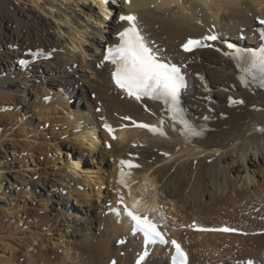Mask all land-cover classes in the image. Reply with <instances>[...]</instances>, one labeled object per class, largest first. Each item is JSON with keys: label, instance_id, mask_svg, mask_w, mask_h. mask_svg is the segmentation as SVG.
<instances>
[{"label": "bare ground", "instance_id": "obj_1", "mask_svg": "<svg viewBox=\"0 0 264 264\" xmlns=\"http://www.w3.org/2000/svg\"><path fill=\"white\" fill-rule=\"evenodd\" d=\"M25 1L0 0V49L8 50L15 60L35 59L31 51L49 53L53 60L41 62L35 59L36 62L30 63L26 72H23V66L15 69L0 66L1 77L6 78L8 74L7 77L11 78L9 83H1V86L4 89L7 86L15 88L23 81L27 82L29 77L39 74L71 96L79 95L77 106L81 107L80 101L86 100L87 113L81 114L78 121L62 124L64 130L59 134L64 135L72 128L75 137L62 142L63 146L67 145V150L71 151L68 155L73 157V164L78 166L83 162L88 148L90 151L85 141H89L93 133L96 135L101 124L108 144L105 147L109 148L116 166L111 174L114 181L110 179L112 192L100 195L107 199L109 207L104 204L105 209L97 211L102 206L99 202L94 211L90 206L95 204L89 201L93 196L88 198L87 195L88 204L75 199V205L79 207L66 213L83 229L78 234L81 239L75 241L76 251L81 255L80 263L137 264L143 252L147 251L148 255L141 264H170L174 251L171 244L146 247L142 234L133 232V222L124 214L119 193L125 197L124 203L129 207L139 200L137 212L160 223V230L168 240L175 239L182 244L188 253V264H220L224 261L228 264H247L249 260L252 264H264V179L253 184V190H242L237 178L232 177L233 174L239 177L241 173H246L242 182L250 183L256 168L264 166V88L255 82H249L245 87L238 78V68L231 58L236 48L258 50L264 46V39L260 35L264 28L257 20L264 19V0H131L130 4L123 0L124 4L118 11L110 9L113 0H60L62 6L58 16L67 17L65 20L56 19L44 9V15L41 12L38 14L28 8ZM89 2L99 7L101 13ZM49 5L55 11L58 4L49 1ZM8 11L11 16L6 14ZM129 13L137 16L143 34L162 50L165 57L180 66L186 75L187 89L182 92V106L186 118L203 130L202 136L186 140L181 135L182 125L169 118L165 106L146 98L137 101L116 87L112 79L114 65L104 61V55L107 47L119 42L117 33L128 26L127 22L119 20V16ZM50 18L56 27H52ZM109 22H113V26ZM112 27L115 29L113 33L110 31ZM6 29L11 30V34L4 33ZM64 29L67 36L62 35ZM210 35H216L218 39L205 40L207 46L194 52L183 50L182 46L188 39H201ZM226 39L233 43H226ZM1 44L7 47L4 46V49ZM229 44L233 45L232 49L228 47ZM87 45L91 47L90 51L84 50ZM87 52H91L89 56L92 62L83 65L81 60L87 57ZM78 63L82 69L76 70L73 65ZM87 68L92 70L95 78L90 79L84 74ZM78 85L80 89L76 91ZM91 94L94 98L90 97ZM240 100L243 103L231 102ZM94 109H97L95 116L91 114ZM125 118L162 128L165 135L153 134L145 128L139 129L134 121L129 122ZM105 123L114 129L112 135L105 129ZM140 132L152 136V147L143 148L134 143L133 140L137 138L134 134ZM113 135L116 139H113ZM5 141L17 144L13 142L12 135L0 131V144ZM92 146V153L102 159L96 162L94 157H89L90 163L108 165L103 162L105 153L98 151L99 143L92 142ZM230 158L241 160L244 164L251 163L255 169L251 171L241 164L231 171L228 166ZM26 160L23 158L22 162ZM121 160L140 165L130 170L131 196L128 194L129 188L117 183ZM6 172L0 175V193L1 190L12 189L4 184L5 181L11 183ZM72 175L76 176V172ZM38 181L43 187L49 186L51 189L57 184L44 174L29 182L33 184ZM91 183L100 185V181ZM69 184L67 196L63 195L64 190L60 193L62 200L80 195L79 190L71 187H89L90 183L71 177ZM158 185L160 191L166 194L163 200L174 205L165 201L160 203L156 193ZM49 195H53V192ZM113 207L120 211V215L107 213ZM222 227L236 231L196 230ZM118 242L123 243L118 245ZM25 254L29 256L28 252ZM49 259L30 256L23 264L51 263L53 260Z\"/></svg>", "mask_w": 264, "mask_h": 264}, {"label": "rangeland", "instance_id": "obj_2", "mask_svg": "<svg viewBox=\"0 0 264 264\" xmlns=\"http://www.w3.org/2000/svg\"><path fill=\"white\" fill-rule=\"evenodd\" d=\"M49 1H55V3L58 4L56 5L58 9L56 8L54 11L49 5ZM25 2L28 4V8H32L34 12H41L40 14L44 15L42 12L44 9L46 13H50L58 20L67 19V17L61 18L58 16V10L62 6L60 0H39V2L38 0H26ZM112 2L110 9H114L115 11H118L124 4L123 0H113ZM115 3H117V5H115ZM88 4L93 5L91 2ZM48 6L50 8H48ZM94 8H96L98 13H101L99 7L94 6ZM106 8L108 10V6ZM14 10L17 12V9ZM6 14L11 16L9 11L6 12ZM51 20L52 19L50 18L49 22L52 23V27H56L55 22ZM68 20L71 21L69 18ZM257 20L259 21V18ZM109 23L113 26V22ZM11 24L14 25V22ZM12 25L10 26L11 29H13ZM110 31L113 33L115 31L114 27L110 28ZM6 32L11 34V30H4V33ZM62 35L67 36V31L65 29L63 30ZM243 38L244 37H242V39ZM222 39H224V37ZM225 41L226 43H233V41H230L229 39H226ZM1 46H3L4 49L7 47L5 44H1ZM70 49L73 48L71 47ZM85 49L90 51L91 47H88L87 45L84 46V50ZM93 52L94 51H92V53ZM0 54H3L2 56L0 55V62L2 61L0 66L6 65L12 69L21 67L22 59L15 60L14 57L8 53V50L5 51L0 49ZM89 55H91V52H87V57L84 60H81L83 65L92 62L90 59L91 56ZM52 57L51 54L46 53V55H42L37 58V60L41 62H43V60L51 61L53 60ZM28 61H31L30 63L33 62V64L36 62V60ZM79 66L78 63L73 65V68L76 70L82 69ZM29 67L30 65L27 67V70ZM69 67L71 68V65ZM84 74L88 75L90 79L95 78L92 70L88 68L84 69ZM7 75L6 78L1 77L2 75H0V94H3L2 97H0V131H6L9 135H12L14 138L13 142H16L17 144L12 145L7 141L0 144V164H3V166L0 167V175H3L4 171L7 170L5 175L10 179L11 183L5 181L4 184L12 188L4 192L1 190L0 193V264H23L30 258V256L39 259H43L44 257L50 258L49 261L53 260L50 261L51 263H48L47 261L46 264H79L81 255L76 251L77 246L75 241L81 239L78 234L81 233L83 229L79 223L68 217L66 213L70 212L73 208L79 207L75 205V199H79L80 202L84 204H88L89 201H92L95 205L90 207L94 211L95 206H97L99 202L103 207L100 205L101 207H98L97 211H103V209H105L104 204H106L107 199H105V197H100V195L112 192L110 184L111 181L114 180H112L113 176L111 174L116 166H114V158L111 157L112 154L109 152V148H106L108 144L105 139L106 137L104 136V130L100 124V129L96 132V135L93 133L90 136L89 141H85L87 146L90 147V151L87 147L88 152L85 155L83 162H80L78 166H75L73 164L75 160L72 156L68 155L71 151L67 150V145L63 146L62 143L71 138H75L72 133V128L64 135H60L59 132L64 130V127H62L63 123L67 124L68 122L78 121L79 118L82 117L81 114L84 112L87 113L85 104L86 100L80 101L79 105L81 107H78L79 95L76 97L71 96L70 93L63 90L62 87L58 88L54 86L45 76L39 74L29 77L27 82L23 81L15 88L7 86L4 89V86H1V83H9L11 81V78L7 77ZM79 89L80 86L78 85L76 91ZM90 97L94 98L92 94ZM62 107L64 109H62ZM91 114H94V116L97 115V109H94ZM128 121L130 122L131 119H128ZM134 135L137 138L133 141L135 144L139 145V147L140 145L143 148L152 147L151 135L148 134L147 136L144 132ZM92 142L99 143L100 147H98V151L105 153L103 162H107L108 165H99L97 163L96 165H93L90 163L92 157L96 159V162H99L102 159V157L97 156L96 153H92ZM22 145L26 146L23 147ZM23 158L27 159L25 161L26 164L22 162ZM235 160L236 159L233 158L228 160V166L231 171L237 169L239 165L244 164L241 160ZM244 166L248 167L251 171L255 169L251 163L248 164L245 162ZM96 171L99 172L96 174L94 173ZM255 171L256 172L252 174L250 183L249 181L247 183L242 182L246 173H241L242 176L240 175L239 177L236 174H233L232 177L233 179L237 178L238 186L242 190L248 188L249 190H253V184H257V182H261L264 179V166L256 168ZM75 172L76 176L72 175ZM41 174L48 175L52 180H55V183H57L56 186L51 189L49 186L43 187L39 181L37 183L34 182L33 184L29 182H33ZM33 176L36 177L33 179ZM71 177L76 181H79L80 179L82 182L90 183L89 187L79 185H76L75 188L71 187L70 189L79 190L80 195L68 196L66 199L62 200L60 193L64 190L62 193L64 196H67L66 189H69L68 186H70L69 180H71ZM92 181H100V183H98L100 185L91 183ZM247 185H249V187ZM157 187L158 190L156 193L159 196L160 203H165L166 201L163 199H165L166 194H164L162 190L160 191L159 185ZM51 192H53V195L50 196L49 194ZM95 194L97 195L94 196ZM87 195L89 196L88 198H90V195L93 196L92 199L88 201ZM60 202H62V204ZM166 203L171 206L174 205L171 202ZM106 206L109 207L110 204L107 203ZM82 210H85V208H82ZM109 211L111 210L109 209L107 213H110ZM97 236H99V234ZM27 252L29 253V256H25V253ZM220 264H228V262L224 261Z\"/></svg>", "mask_w": 264, "mask_h": 264}, {"label": "snow or ice", "instance_id": "obj_3", "mask_svg": "<svg viewBox=\"0 0 264 264\" xmlns=\"http://www.w3.org/2000/svg\"><path fill=\"white\" fill-rule=\"evenodd\" d=\"M131 3V0H125ZM121 22H127V27L117 33L118 43L106 48L104 61L114 65L112 79L117 88L125 92L129 97L135 98L137 101L148 99L159 102L165 106L169 113V118L174 122L182 125L183 131L181 135L185 139L190 137H199L203 135V130L198 129L191 123L185 115L182 106V92L187 89V81L180 66L174 63L170 58L165 57L160 48L154 45L142 32L138 26L137 16L133 13L120 15ZM264 25V19L259 20ZM261 38L264 39V31L261 32ZM218 37L210 35L201 39H188L182 46L185 52H191L199 47H205V40L215 41ZM230 49L233 45L229 44ZM35 55H41L37 52ZM231 58L235 61L239 71L240 82L247 87L249 82L258 83V86L264 88V47L258 50L236 48L231 54ZM24 63V61H21ZM232 103H243L240 101H231ZM128 119V118H125ZM135 124V122H133ZM163 123V122H161ZM136 127L145 128L153 134L165 135L162 128L150 126L148 124H135ZM110 135L114 133V129L107 123L104 125ZM113 139H116L113 135ZM140 165L133 164L130 161H120V172L117 183L125 188H129V196L131 189L129 180L131 178V169L138 168ZM129 169V171H125ZM119 202L123 207L124 214L133 222V232L142 234L144 245H167L171 244L175 250L172 257L173 264H188V253L182 247V244L175 239L168 240L160 229L162 225L157 223L148 215H140L137 212L139 200L133 202L129 207L124 203L125 197L119 195ZM119 214V213H118ZM193 227H196L193 225ZM198 231H218V232H234L235 229L228 227L222 228H196ZM148 255L145 251L140 256L137 264ZM247 264H252L248 261Z\"/></svg>", "mask_w": 264, "mask_h": 264}]
</instances>
